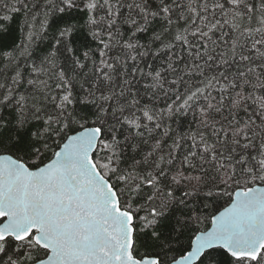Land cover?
<instances>
[{
  "label": "snow or ice",
  "instance_id": "6c2138e0",
  "mask_svg": "<svg viewBox=\"0 0 264 264\" xmlns=\"http://www.w3.org/2000/svg\"><path fill=\"white\" fill-rule=\"evenodd\" d=\"M0 264H264V0H0Z\"/></svg>",
  "mask_w": 264,
  "mask_h": 264
}]
</instances>
